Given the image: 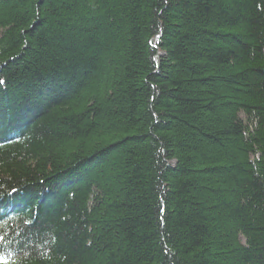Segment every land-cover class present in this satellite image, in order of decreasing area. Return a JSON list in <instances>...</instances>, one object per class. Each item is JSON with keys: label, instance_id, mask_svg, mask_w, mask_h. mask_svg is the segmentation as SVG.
I'll return each instance as SVG.
<instances>
[{"label": "trees", "instance_id": "trees-1", "mask_svg": "<svg viewBox=\"0 0 264 264\" xmlns=\"http://www.w3.org/2000/svg\"><path fill=\"white\" fill-rule=\"evenodd\" d=\"M0 264H264V0H0Z\"/></svg>", "mask_w": 264, "mask_h": 264}, {"label": "snow or ice", "instance_id": "snow-or-ice-1", "mask_svg": "<svg viewBox=\"0 0 264 264\" xmlns=\"http://www.w3.org/2000/svg\"><path fill=\"white\" fill-rule=\"evenodd\" d=\"M3 81H0V84H2ZM5 239L4 236L0 235V241H3ZM2 257H3V252H0V260H2Z\"/></svg>", "mask_w": 264, "mask_h": 264}]
</instances>
